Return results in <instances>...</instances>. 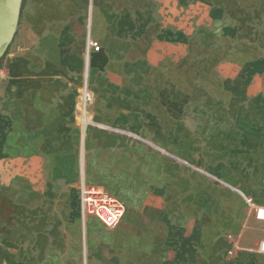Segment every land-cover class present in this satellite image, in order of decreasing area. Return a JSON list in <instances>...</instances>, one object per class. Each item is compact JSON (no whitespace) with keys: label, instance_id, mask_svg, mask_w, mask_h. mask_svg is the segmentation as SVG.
Listing matches in <instances>:
<instances>
[{"label":"crops","instance_id":"obj_1","mask_svg":"<svg viewBox=\"0 0 264 264\" xmlns=\"http://www.w3.org/2000/svg\"><path fill=\"white\" fill-rule=\"evenodd\" d=\"M24 1L0 56V264H82L83 235L101 225L82 224L81 182L124 204L118 234L105 236L121 251L151 252L153 264H264V223L240 194L264 203L219 164L200 166L193 131L122 75L130 49L264 51V0ZM87 37L100 51L85 58Z\"/></svg>","mask_w":264,"mask_h":264},{"label":"rangeland","instance_id":"obj_2","mask_svg":"<svg viewBox=\"0 0 264 264\" xmlns=\"http://www.w3.org/2000/svg\"><path fill=\"white\" fill-rule=\"evenodd\" d=\"M130 52L133 71L122 75L193 131L204 145L200 166L219 164L222 172L216 174L234 178L249 196L264 203V51L231 43L214 54L179 49L166 55L148 48ZM84 81L92 100L88 73L83 74L81 90ZM210 171L211 184H220ZM88 220L81 217L85 226ZM120 228L107 231L100 226L92 238L84 234L82 264H153L151 252L121 251L119 243L106 239Z\"/></svg>","mask_w":264,"mask_h":264},{"label":"built area","instance_id":"obj_3","mask_svg":"<svg viewBox=\"0 0 264 264\" xmlns=\"http://www.w3.org/2000/svg\"><path fill=\"white\" fill-rule=\"evenodd\" d=\"M99 51V43L87 37L85 42L86 57L89 53H97ZM2 74L3 70L0 69V75ZM80 100L82 106L91 102L87 81H84ZM82 123L83 125L92 124L86 120H83ZM240 195L253 219L256 222L264 223V206L255 203L251 198L245 197L242 194ZM79 202L82 220L84 221L86 218H92L107 231L115 230L125 215V206L118 198L107 193L100 187L87 185L83 182H81L79 186ZM227 238L231 239V236H227ZM258 252L264 254V240L260 242Z\"/></svg>","mask_w":264,"mask_h":264},{"label":"water","instance_id":"obj_4","mask_svg":"<svg viewBox=\"0 0 264 264\" xmlns=\"http://www.w3.org/2000/svg\"><path fill=\"white\" fill-rule=\"evenodd\" d=\"M20 0H0V56L5 52L17 27Z\"/></svg>","mask_w":264,"mask_h":264},{"label":"trees","instance_id":"obj_5","mask_svg":"<svg viewBox=\"0 0 264 264\" xmlns=\"http://www.w3.org/2000/svg\"><path fill=\"white\" fill-rule=\"evenodd\" d=\"M22 4V3H21ZM1 60V59H0Z\"/></svg>","mask_w":264,"mask_h":264}]
</instances>
